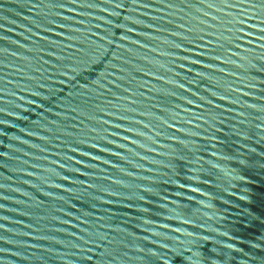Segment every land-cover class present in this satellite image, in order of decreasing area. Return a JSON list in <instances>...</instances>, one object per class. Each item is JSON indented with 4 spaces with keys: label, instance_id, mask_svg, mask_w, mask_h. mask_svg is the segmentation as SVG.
<instances>
[{
    "label": "water",
    "instance_id": "water-1",
    "mask_svg": "<svg viewBox=\"0 0 264 264\" xmlns=\"http://www.w3.org/2000/svg\"><path fill=\"white\" fill-rule=\"evenodd\" d=\"M0 264H264V0H0Z\"/></svg>",
    "mask_w": 264,
    "mask_h": 264
}]
</instances>
